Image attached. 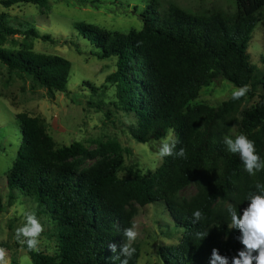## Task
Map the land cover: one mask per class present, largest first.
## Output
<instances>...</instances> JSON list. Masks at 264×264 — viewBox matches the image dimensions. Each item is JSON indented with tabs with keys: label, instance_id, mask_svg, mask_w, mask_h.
<instances>
[{
	"label": "trees",
	"instance_id": "16d2710c",
	"mask_svg": "<svg viewBox=\"0 0 264 264\" xmlns=\"http://www.w3.org/2000/svg\"><path fill=\"white\" fill-rule=\"evenodd\" d=\"M49 1L99 3L0 0V5L45 7ZM145 1L141 12L133 10L142 23L139 31L109 32L84 22L74 23L73 30L76 38L88 44L92 56L115 58V71L106 80L115 89V105L136 117L132 138L149 144L172 132L178 141L175 151L183 147L187 158L167 156L148 176L134 173L122 179L118 177L122 156L108 155L119 151L116 143L102 146L100 160L83 168L97 153L78 142L56 149L36 119L17 115L21 142L9 184L31 193L38 214L47 216L56 231L57 251L52 256L29 251L23 244L32 264H120L112 259L108 245L114 243L119 249L123 230L133 225L137 208L148 206L161 207L180 236L177 245L158 250L162 264H210L213 248L231 264L243 248L237 239L239 229L228 226L227 208L231 205L242 215L249 203L247 194L255 191L256 182L264 184V170L250 176L239 155L227 151L223 140L244 134L264 160V70L251 64L247 52L254 30L264 22V0H227V10L199 15L172 3L159 11V3ZM17 33L0 14V62L50 95L66 92L71 64L59 56L35 54L30 48H3L7 37ZM20 35L53 41L33 27ZM218 80L235 88L248 85L250 90L245 97L229 98L217 108L192 104L202 88ZM254 97L259 99L257 105L240 109ZM190 185L195 194L181 197ZM195 210L203 213L197 223H193ZM198 232L208 235L201 240ZM132 246L136 251L129 264H137L140 250Z\"/></svg>",
	"mask_w": 264,
	"mask_h": 264
},
{
	"label": "rangeland",
	"instance_id": "374dc122",
	"mask_svg": "<svg viewBox=\"0 0 264 264\" xmlns=\"http://www.w3.org/2000/svg\"><path fill=\"white\" fill-rule=\"evenodd\" d=\"M149 1L159 3V11H164L172 3L194 15L216 9L227 10L228 7L227 0ZM145 4V0H99L95 5L82 6L72 1H49L45 7L20 4L4 8L0 5V14L6 16L14 30L21 33L33 27L53 39L52 43L42 42L17 33L7 37L3 48L17 51L30 48L35 54L59 56L71 64L66 92L50 95L45 88L32 83L30 78L10 71L0 62V244L5 246L9 264H21L23 257L29 258L23 244L15 239V230L25 222L21 209L34 211L44 227L37 252L52 256L57 251L52 221L38 214L31 193L16 190L8 181L21 142L17 115L36 119L56 149L78 142L88 152L97 153L94 159L85 161L83 168L100 160L102 146L108 143L119 146V151L108 155L111 158L121 155L123 158L119 178L130 179L134 173L146 177L162 164L163 159L158 156L160 141L137 143L130 134L136 125V117L115 105V89L106 80L115 71V58L101 60L92 56L88 44L76 38L73 30L74 23L84 22L109 32L139 31L142 23L137 13ZM247 52L251 64L264 70V22L254 30ZM234 88L224 80L215 81L202 88L192 104L217 108L231 98ZM258 102L256 97L246 99L240 109L251 108ZM168 136L174 138L172 132ZM195 191V187L190 185L180 196L189 198ZM133 224L137 225L138 232L133 244L140 250L137 264H162L158 250L177 245L180 237L171 228L163 209L158 206L137 208ZM27 264H32L30 258Z\"/></svg>",
	"mask_w": 264,
	"mask_h": 264
},
{
	"label": "clouds",
	"instance_id": "9594fccd",
	"mask_svg": "<svg viewBox=\"0 0 264 264\" xmlns=\"http://www.w3.org/2000/svg\"><path fill=\"white\" fill-rule=\"evenodd\" d=\"M249 90L248 85L234 88L231 91V98L239 100L245 97ZM223 142L227 151L239 155L244 170L250 176H255L257 172L264 170V160L256 153L254 142L246 135L240 134L234 139L226 136ZM177 143L178 141L172 136L163 138L158 146L159 158L175 156L186 159L187 154L183 147L179 151H175ZM254 187L255 191H250L246 196L249 203L243 209L242 215H239L237 209L231 205L227 208L231 220L228 226L230 229H239L240 235L237 239L243 245V248L231 258V264H264V184L256 182ZM21 215L25 222L15 230V239L21 244H26L29 251H38L39 237L44 231V227L34 211L21 209ZM192 216L193 223L203 219V213L200 210H195ZM136 229L137 225L133 224L123 230L124 242L119 246V249L114 243L108 245L114 253L113 260H120V264H129V260L136 251L132 246L138 236ZM207 235L208 232L196 233L197 238L201 240ZM28 260L27 256L23 257L21 264H27ZM0 264H9L7 251L3 247H0ZM210 264H229V258L220 255L218 249L213 248Z\"/></svg>",
	"mask_w": 264,
	"mask_h": 264
}]
</instances>
